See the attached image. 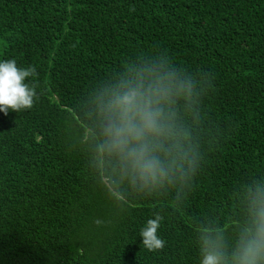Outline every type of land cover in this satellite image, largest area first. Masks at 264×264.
I'll list each match as a JSON object with an SVG mask.
<instances>
[{"label": "trees", "instance_id": "trees-1", "mask_svg": "<svg viewBox=\"0 0 264 264\" xmlns=\"http://www.w3.org/2000/svg\"><path fill=\"white\" fill-rule=\"evenodd\" d=\"M155 55L213 77L194 125L202 161L180 204L172 192L121 210L71 124L91 87ZM8 59L36 67L25 82L40 98L0 112V264H199L198 222L229 227L234 191L264 177V0H0ZM157 213L166 244L150 252L140 230Z\"/></svg>", "mask_w": 264, "mask_h": 264}, {"label": "clouds", "instance_id": "clouds-1", "mask_svg": "<svg viewBox=\"0 0 264 264\" xmlns=\"http://www.w3.org/2000/svg\"><path fill=\"white\" fill-rule=\"evenodd\" d=\"M36 67L20 68L14 59L0 62V112L30 110L39 100ZM199 77V78H197ZM211 73L197 76L176 67L167 56L137 59L90 88L72 122L78 151L97 185L117 207L130 197L174 192L180 204L200 168L195 138L203 92ZM83 124V127H80ZM233 197L237 219L204 217L195 227L199 264H264V177L241 185ZM164 217L157 213L140 230L143 246L161 251L158 235ZM97 227L105 221L96 218Z\"/></svg>", "mask_w": 264, "mask_h": 264}]
</instances>
